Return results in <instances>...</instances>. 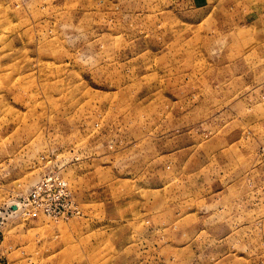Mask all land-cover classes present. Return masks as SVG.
I'll list each match as a JSON object with an SVG mask.
<instances>
[{
    "label": "rangeland",
    "instance_id": "374dc122",
    "mask_svg": "<svg viewBox=\"0 0 264 264\" xmlns=\"http://www.w3.org/2000/svg\"><path fill=\"white\" fill-rule=\"evenodd\" d=\"M259 1L0 0V264H264Z\"/></svg>",
    "mask_w": 264,
    "mask_h": 264
},
{
    "label": "crops",
    "instance_id": "0c3cea01",
    "mask_svg": "<svg viewBox=\"0 0 264 264\" xmlns=\"http://www.w3.org/2000/svg\"><path fill=\"white\" fill-rule=\"evenodd\" d=\"M256 7L261 8L260 14L258 15L257 20L255 21L256 24L249 25L248 28L250 30V35L253 36L255 34V37L257 38V42H259V44H263V51H264V0L262 2L259 1V4ZM258 13H259V9H258Z\"/></svg>",
    "mask_w": 264,
    "mask_h": 264
},
{
    "label": "built area",
    "instance_id": "2783aa9c",
    "mask_svg": "<svg viewBox=\"0 0 264 264\" xmlns=\"http://www.w3.org/2000/svg\"><path fill=\"white\" fill-rule=\"evenodd\" d=\"M37 195H38V192L34 193V194L32 195V198L35 200V199L37 198Z\"/></svg>",
    "mask_w": 264,
    "mask_h": 264
}]
</instances>
